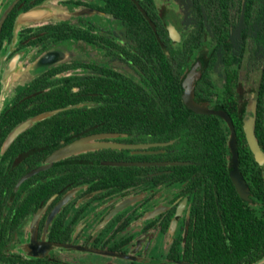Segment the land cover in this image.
Here are the masks:
<instances>
[{
	"label": "flooded vegetation",
	"instance_id": "flooded-vegetation-1",
	"mask_svg": "<svg viewBox=\"0 0 264 264\" xmlns=\"http://www.w3.org/2000/svg\"><path fill=\"white\" fill-rule=\"evenodd\" d=\"M186 1L0 0V264H220L204 245L230 243L243 205L228 164L207 155L214 139L230 161V127L163 101L162 59L180 48ZM38 7L43 18L17 25ZM247 58L232 89L225 72L206 81L199 56L185 76L196 72L197 104L229 117L251 202L230 182L264 219L236 138L253 118L264 153L261 68ZM38 61L48 66L27 79ZM79 140L97 147L51 160ZM249 256L240 264H264Z\"/></svg>",
	"mask_w": 264,
	"mask_h": 264
},
{
	"label": "trees",
	"instance_id": "trees-1",
	"mask_svg": "<svg viewBox=\"0 0 264 264\" xmlns=\"http://www.w3.org/2000/svg\"><path fill=\"white\" fill-rule=\"evenodd\" d=\"M186 25L182 29L183 40L180 48L170 51L169 56H163V101L165 103L181 102L180 84L185 78L190 56H199L202 60L204 79L207 81L210 72L216 70L225 72L227 87L232 89L237 65L248 56L246 61H256L261 68L260 98L264 101V0H187ZM258 53V57L254 56ZM178 55V56H177ZM257 59V60H256ZM245 61V60H244ZM208 70H210L208 72ZM207 71V73H206ZM199 86V84H197ZM200 87V86H199ZM239 142V161L242 174L251 190L259 199L264 198L263 170L257 165L249 150L241 129L237 126ZM261 132V130H260ZM256 129L257 139H263V133ZM213 137V134H211ZM216 140L211 139V153L207 155L208 163L221 164L223 168L226 158L216 156L214 146ZM224 148V144L220 143ZM228 149L229 141H228ZM227 181L232 188L236 204H242L240 212L236 209L235 224L230 227L232 238L230 243H214L215 237L204 245V255L209 260L220 264H240L249 256V261H255L264 256V219H257L249 211V207L236 194L229 177ZM237 219V220H236ZM229 237V236H228ZM221 239V238H219ZM213 242V243H211Z\"/></svg>",
	"mask_w": 264,
	"mask_h": 264
},
{
	"label": "water",
	"instance_id": "water-1",
	"mask_svg": "<svg viewBox=\"0 0 264 264\" xmlns=\"http://www.w3.org/2000/svg\"><path fill=\"white\" fill-rule=\"evenodd\" d=\"M44 9L42 7H38L35 9H32L28 12L22 13L19 15L17 19V25L24 24L27 22H32L39 20L44 17ZM1 26V24H0ZM169 35L173 40H177L178 34L174 30L172 26H168ZM44 62V61H42ZM196 78V72L195 70H191L187 73L185 76L183 82H182V102L185 105V107L193 112L200 113V114H212L217 115L223 118L231 130L230 140H229V147L231 150V159L229 161V177L234 185V188L239 195V197L246 202H251V200L248 198L247 193V186L243 180V177L241 176L239 170H238V154L236 150V140H235V134L233 131V127L231 124V121L229 117L220 112V111H211L205 108L203 105L197 104L193 99V90H194V80ZM46 115H43L39 117L38 119H41L45 117ZM26 125L20 126L18 129L15 130L13 134L18 133L20 130H22ZM243 132L245 135L246 142L248 144V147L253 154L255 162L264 167V153L261 151L257 139L254 134V124H253V118L251 119H245L243 124ZM94 147H97L96 145H93L88 140H79L74 143H72L69 146H66L60 150H58L52 157L51 160H55L61 157H66L72 154H75L81 150H87L92 149ZM263 179H264V170H263ZM264 260V258H263Z\"/></svg>",
	"mask_w": 264,
	"mask_h": 264
},
{
	"label": "rangeland",
	"instance_id": "rangeland-1",
	"mask_svg": "<svg viewBox=\"0 0 264 264\" xmlns=\"http://www.w3.org/2000/svg\"><path fill=\"white\" fill-rule=\"evenodd\" d=\"M47 66L48 64L38 61L35 64L28 66L24 73L26 77H28L27 79H30L41 73ZM73 253H77V252H71V254Z\"/></svg>",
	"mask_w": 264,
	"mask_h": 264
}]
</instances>
